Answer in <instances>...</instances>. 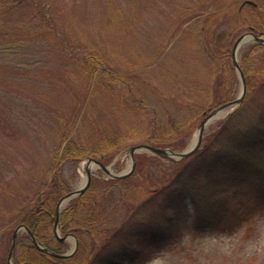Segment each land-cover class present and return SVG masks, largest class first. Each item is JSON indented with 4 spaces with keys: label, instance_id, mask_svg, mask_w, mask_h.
Wrapping results in <instances>:
<instances>
[{
    "label": "rangeland",
    "instance_id": "1",
    "mask_svg": "<svg viewBox=\"0 0 264 264\" xmlns=\"http://www.w3.org/2000/svg\"><path fill=\"white\" fill-rule=\"evenodd\" d=\"M252 2L264 0H207V11L196 0L8 1L0 23V179L4 177L0 181V257L8 254V239L22 199L46 180L60 141L57 118L69 113L76 95L93 99V80L84 68L86 56L97 54L115 75L126 76L138 97L157 111V117L178 121L180 129L174 137L186 143L176 150L183 151L192 143L202 118L216 108L205 114L208 90L221 78L218 73L226 49L236 75L229 100L242 90L232 47L247 32L240 29V17L250 11ZM190 6H197V11ZM251 44L239 49L240 64ZM114 89L111 96L96 90L95 101L105 106L100 110L111 121L120 115L132 123L134 117L118 104L119 92L127 91L126 83ZM242 102L206 126L205 154L225 152L241 131L259 121L264 113V87L247 93ZM138 120L136 125L146 126L148 116L141 111ZM201 155L197 161H202ZM160 158L163 166L148 164L140 174L105 193L118 200L117 215L108 227L110 234L101 237L102 242L81 264H101V257L121 248L124 237L165 222L172 214L169 188L150 181L149 170H170L173 160ZM87 163L88 159H82L62 165L70 190L86 183ZM131 164L129 148L109 163L117 174ZM93 165L91 177L109 178L99 165ZM186 175L185 185L196 188L192 191L199 199L205 198L203 194L209 199L224 197L230 205L226 222L231 229L194 232V206L188 197L179 213L181 237L144 264H264L261 196L249 188L238 189L232 196L213 193L202 172L198 178ZM95 186L98 193L103 184L99 181ZM67 242L71 249L75 239L68 236Z\"/></svg>",
    "mask_w": 264,
    "mask_h": 264
},
{
    "label": "trees",
    "instance_id": "2",
    "mask_svg": "<svg viewBox=\"0 0 264 264\" xmlns=\"http://www.w3.org/2000/svg\"><path fill=\"white\" fill-rule=\"evenodd\" d=\"M8 1L11 0H0V23ZM196 1L200 2L207 11V0ZM249 7L250 11L240 17V29L264 35V3L252 2ZM190 8L197 11V6L196 9L192 6ZM247 48L241 64L246 81L245 95L254 91L256 87H264V51H260L264 49V44L253 43ZM78 50L77 53L80 52ZM87 56L84 59V68L93 80L94 88L91 95L93 99L88 100L85 94L76 95L77 98L70 107L69 113L59 115L57 121L60 141L51 157L46 180H42L40 187L30 193L27 199H22L21 207L15 215L16 227L20 224L26 225L39 244L58 253L69 249L68 242L59 240L53 229L56 205L59 199L70 191L68 180L62 176L64 163L93 157L104 164H109L117 153L137 143L170 147L174 150L183 148L186 143V140L181 142L178 137H174L176 131L180 129L178 121L157 117V111L150 109L144 99L138 97L126 76L115 75L108 69L101 56L97 54ZM222 57L221 70L218 73L221 78H215L213 88L208 90V104L205 106L208 110L205 114L212 107H218L230 99V91L236 79L234 69L229 65L230 50L226 49ZM125 83L127 91L119 92L118 104L129 111L130 116L135 120L130 123L124 116L119 115V118L113 122L108 115L101 112L100 109L105 106L95 101L94 93L99 89L106 96H111L115 92L116 84ZM141 111L148 116L146 126L143 127L136 125L140 121L138 114ZM115 112L112 111V114ZM204 139L203 137L199 148L191 156L180 161H172L168 172L164 169H160V173L149 170V174L152 172L150 175L152 184L157 182L169 188L168 201L172 214L167 215L165 222L140 228L124 237L121 248L101 257V264H118L123 261L126 264H144L178 240L182 235L179 213L188 197L194 206L192 227L194 232L208 230L224 232L231 229L226 222L230 209L228 202L224 197L209 199L205 194L201 196L205 198L199 199L192 191L196 188L185 185L188 179L187 173L198 178L202 172L207 186L212 188L213 193L220 191L232 196L239 192L238 189L249 188L259 194L264 202V113L259 116L258 122L241 131L225 152L209 151L205 154ZM202 152L204 156H200L203 158L202 161H197L198 155ZM135 159L136 166L131 175L123 179L106 180L92 177L89 187L80 196L71 199L61 210L59 216L61 235L73 233L78 240V247L72 255L54 256L45 249L38 248L31 236L26 231H21L16 236L13 264H81L85 261L102 242L101 237L105 238L110 234L111 228L108 227L118 212L116 206L118 200L111 195L106 196L105 193H111L116 185L140 174L148 164L163 166V161L157 155L138 153ZM196 162L197 165L194 164ZM3 179L1 178L0 181ZM99 181L103 186L98 193H95V185ZM18 195L20 196L21 193L18 192ZM16 227L11 230L8 245H11ZM0 264H10L7 253L0 257Z\"/></svg>",
    "mask_w": 264,
    "mask_h": 264
},
{
    "label": "water",
    "instance_id": "3",
    "mask_svg": "<svg viewBox=\"0 0 264 264\" xmlns=\"http://www.w3.org/2000/svg\"><path fill=\"white\" fill-rule=\"evenodd\" d=\"M248 42H259V43L264 44V35H257L256 33L252 32V31H247V32L242 33L235 40V42L233 44V47H232L233 64H234L235 69L238 71V73L242 79V83H243L242 90H241L240 94L235 99L229 100V101L219 105L218 107L214 108L213 110H211V112L199 123V125L197 127V131H196V135H195L196 139L195 140L193 139L194 141H192V143L185 150L177 151V150H173L169 147H165V148L164 147H156V146H153V145L147 144V143H138V144L133 145L129 148V153H130L131 162H132L131 167L127 171H125L123 173H119V174L112 171L111 165H105L100 160H98L96 158H89L87 166H86V173H87L86 183H84L78 189L71 190V191L67 192L65 195H63L59 199L57 206L55 208V222H54V226H53L54 233L61 241L66 240L68 236L73 237L75 239L74 246L69 251H67L65 253H57V252L51 251L48 248L39 244V242L37 241L33 232L26 225L22 224V225H19L13 233L12 244H11L9 254H8L9 263L10 264L13 263L12 262V254H13V250L15 247L16 236H17L18 232L21 230H26L28 232V234L31 236L33 242L35 243V245L38 248L45 249L47 252L53 254L54 256L68 257L76 251V249L78 247V240H77L76 236L74 234L61 236V234H60L59 216H60V212H61L62 208L72 198L80 196L88 188V186L91 182V176H92L91 168H90L91 164L99 165L100 168L110 177L115 178V179H120V178H125V177L129 176L133 172V170L135 169V166H136L135 154L136 153L146 151V152H150L153 154H157V155L169 158L171 160H181V159L187 158L192 153H194L197 150V148L199 147V145L201 144L206 126L210 122H212L213 120L218 119L219 117L226 115L232 106L239 105L241 103L244 95H245V92H246L245 75H244V72L241 68L239 61H238L237 53H238L239 49L245 43H248Z\"/></svg>",
    "mask_w": 264,
    "mask_h": 264
},
{
    "label": "bare ground",
    "instance_id": "4",
    "mask_svg": "<svg viewBox=\"0 0 264 264\" xmlns=\"http://www.w3.org/2000/svg\"><path fill=\"white\" fill-rule=\"evenodd\" d=\"M195 139H196V137L194 138V140H195ZM194 140H193V141H194ZM93 166H94V165H93V164H91V165H90V168H92Z\"/></svg>",
    "mask_w": 264,
    "mask_h": 264
}]
</instances>
